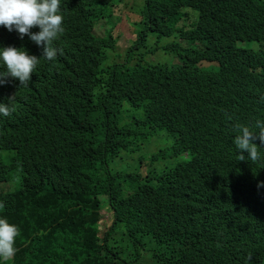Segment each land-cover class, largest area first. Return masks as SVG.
Instances as JSON below:
<instances>
[{
  "label": "trees",
  "instance_id": "1",
  "mask_svg": "<svg viewBox=\"0 0 264 264\" xmlns=\"http://www.w3.org/2000/svg\"><path fill=\"white\" fill-rule=\"evenodd\" d=\"M122 1L91 0L89 13L84 0H60L57 57L41 58L30 81L55 79L60 99L38 102L18 80L0 86V103L15 94V111L0 114V218L20 233L0 264H264V172L237 161L233 143L234 125L264 103V0H137L135 40L108 64ZM147 34L173 38L164 62L135 60ZM8 46L42 55L0 27ZM117 160L130 172L114 171Z\"/></svg>",
  "mask_w": 264,
  "mask_h": 264
},
{
  "label": "clouds",
  "instance_id": "2",
  "mask_svg": "<svg viewBox=\"0 0 264 264\" xmlns=\"http://www.w3.org/2000/svg\"><path fill=\"white\" fill-rule=\"evenodd\" d=\"M122 2H124V0ZM88 3L92 4L91 0H84L86 11L91 13L93 11V6L89 11L87 8ZM184 9L192 10L189 8ZM184 9H182V12ZM183 14H188L194 18L190 11L183 12ZM105 19L106 17L95 21V26L101 20ZM111 21L115 24V17L111 18ZM63 24L64 17L60 14V0H0V27L7 29L10 33L13 31L17 32L21 39L28 36L36 46L42 48V55L40 58L35 55H29L28 52L22 48L17 49L16 47L8 46L0 49V61L3 62V65L6 68V71L0 72V86L8 84L9 79H12L19 81L16 82L17 86L27 87L41 58H44L47 61L55 60L57 57V49L54 47V43L65 33ZM33 28H38L39 31L33 33ZM92 33L96 37H99L94 33V30ZM134 33L136 36L137 31H134ZM147 35L150 37L155 34ZM149 37H147V44L149 42ZM14 38L16 39V36ZM170 38L172 37H162L159 39ZM66 41L71 40L69 39ZM172 41L165 43L164 46ZM256 46L257 45H252V48ZM143 49H134V56H138L137 53H140L139 58L141 55L144 57L145 53L142 51ZM126 52H128V49L125 51V54ZM108 64H113V60H110ZM211 64L212 63L203 62L201 67L207 68ZM30 86L31 95L34 96L36 101L44 104L48 103L50 98L60 99V97L63 96L62 93L55 88V79L53 81H48L46 79L35 80L30 83ZM14 100L15 94L8 97L7 104L0 103V114L8 116L12 111H15V108L12 107ZM236 100L237 96L234 95L228 105L233 107ZM229 119L231 118L229 117ZM234 130L236 133L233 138V143L237 161H244L245 158H248V160L253 163L260 162L261 169L264 172V103L259 105L254 111L245 117L244 124L236 123L234 125ZM256 140L257 142L254 143ZM222 163L229 164L227 161H221L218 165ZM2 185H7L8 187L6 190H8V183H1L0 189ZM257 187H264V182L259 183ZM234 189L237 191V188ZM234 194L237 193L234 192ZM98 198L102 202L106 200L105 198L103 200V197L101 196ZM0 207H2V205H0ZM70 210L72 209L70 208ZM103 213L104 211L101 214L102 220L99 221L100 225L103 222ZM108 217L107 214V221H109ZM19 234V229L15 225L10 224L7 219L0 218V259L5 260L6 262L7 260H13L17 251L15 244Z\"/></svg>",
  "mask_w": 264,
  "mask_h": 264
},
{
  "label": "rangeland",
  "instance_id": "3",
  "mask_svg": "<svg viewBox=\"0 0 264 264\" xmlns=\"http://www.w3.org/2000/svg\"><path fill=\"white\" fill-rule=\"evenodd\" d=\"M135 2H133V0H124V2H122L119 7H118V12L116 13L115 16V24H114V28L112 30V33L114 35V37H116L117 39V44L115 47L118 48V50H116L113 53L109 54V58L110 60H116L118 63L120 62H124V56L123 58H119L117 55V52H125L127 51V49L129 48L131 41L135 40V33L134 31H137L138 28L132 26L133 23H136L140 20V17L137 16L135 13L138 12V8H139V4L137 0H134ZM190 11L192 13V15L194 17H197L198 13L196 11H192V10H188V9H184L183 12H187ZM112 24L114 23L113 21H111ZM107 27L109 28V20H101L99 23L96 24L95 29H94V33L97 36H103L105 31L107 30ZM134 30V31H133ZM173 38L170 39H159L156 37V35H151L149 37V42L148 44L145 46V48L142 50L145 53V56L143 58H145V61H148L149 63H159V62H164L166 60V58L163 56L162 52H161V48L164 47V44L172 41ZM238 46L241 47H246L248 45V43L243 42V43H237ZM252 45H256L255 43H251L250 47H252ZM155 50V51H153ZM153 51V52H152ZM125 54V53H124ZM139 54L137 53L138 56H135V60L139 59ZM164 136V135H163ZM165 137V136H164ZM166 138V137H165ZM170 140L168 138H166V141ZM162 142L164 141H158L156 143H160L162 144ZM155 149H152V151H154ZM187 154L183 153L181 155L177 156V161H183L184 159L187 158ZM115 165H114V171H118V172H123V173H128L130 172L128 166H127V162H119V160L115 161ZM147 162L143 161L140 163L139 169L138 171H143L144 169V165H146L147 167ZM156 169H161V166H155ZM7 185H2L0 191H4L7 189ZM104 200V198H103ZM103 219L106 220L107 214L103 213ZM107 228L105 226L101 227V230L104 231ZM119 248H125L126 252L125 254H135L136 250L134 248H126V241L124 240L123 244L119 247ZM155 249L154 248H145L143 251H141V254L144 255V258H149L150 255L152 254V251Z\"/></svg>",
  "mask_w": 264,
  "mask_h": 264
}]
</instances>
